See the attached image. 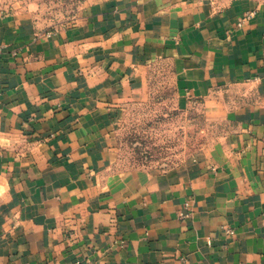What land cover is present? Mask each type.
<instances>
[{
	"label": "crops",
	"instance_id": "crops-1",
	"mask_svg": "<svg viewBox=\"0 0 264 264\" xmlns=\"http://www.w3.org/2000/svg\"><path fill=\"white\" fill-rule=\"evenodd\" d=\"M156 63L229 130L186 164L117 169ZM0 264H264V0H81L52 30L1 15Z\"/></svg>",
	"mask_w": 264,
	"mask_h": 264
},
{
	"label": "rangeland",
	"instance_id": "rangeland-1",
	"mask_svg": "<svg viewBox=\"0 0 264 264\" xmlns=\"http://www.w3.org/2000/svg\"><path fill=\"white\" fill-rule=\"evenodd\" d=\"M81 0H0V16L15 14L41 30L71 24ZM168 67L151 69L147 101L127 104L116 126L117 169L154 166L168 169L206 154L229 130L225 118L211 115L195 101L183 106L175 93Z\"/></svg>",
	"mask_w": 264,
	"mask_h": 264
},
{
	"label": "built area",
	"instance_id": "built-area-1",
	"mask_svg": "<svg viewBox=\"0 0 264 264\" xmlns=\"http://www.w3.org/2000/svg\"><path fill=\"white\" fill-rule=\"evenodd\" d=\"M226 232L228 235H234L235 234V231L233 229H228ZM209 244H211L210 240H209Z\"/></svg>",
	"mask_w": 264,
	"mask_h": 264
}]
</instances>
